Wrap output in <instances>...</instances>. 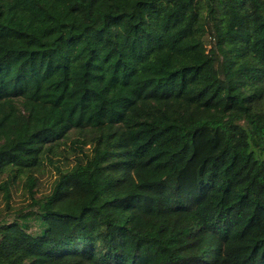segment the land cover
I'll use <instances>...</instances> for the list:
<instances>
[{"label":"trees","instance_id":"obj_1","mask_svg":"<svg viewBox=\"0 0 264 264\" xmlns=\"http://www.w3.org/2000/svg\"><path fill=\"white\" fill-rule=\"evenodd\" d=\"M0 192V264H264V0H0Z\"/></svg>","mask_w":264,"mask_h":264},{"label":"rangeland","instance_id":"obj_2","mask_svg":"<svg viewBox=\"0 0 264 264\" xmlns=\"http://www.w3.org/2000/svg\"><path fill=\"white\" fill-rule=\"evenodd\" d=\"M54 179H55V175L50 172H47L43 176H40V184H41L40 195L50 192L51 187H52V182L54 181ZM5 204H6V201L3 197V193L0 192V213L6 212ZM29 204H30V201L26 199L25 191L23 190V188L13 190L11 206H12V209L15 210L14 213L23 212L22 211L23 208L24 209L26 208V210L31 209L29 207ZM21 219H22V222L29 224L31 228V232L38 233L42 231L43 227L39 219L37 218V216L31 215L27 217V214H26V218L25 219L21 218ZM3 220L7 221L9 220V218L3 219Z\"/></svg>","mask_w":264,"mask_h":264}]
</instances>
